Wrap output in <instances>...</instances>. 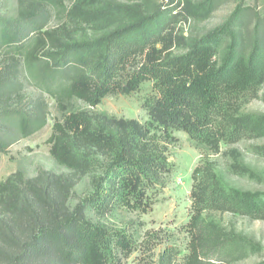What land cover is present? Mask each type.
Here are the masks:
<instances>
[{"label":"trees","instance_id":"1","mask_svg":"<svg viewBox=\"0 0 264 264\" xmlns=\"http://www.w3.org/2000/svg\"><path fill=\"white\" fill-rule=\"evenodd\" d=\"M156 1L75 0L67 10L64 0H18L14 10L0 13V161L48 123L44 92L64 109L74 98L96 107L148 79L158 93L145 104L144 123L91 110L56 120L51 153L71 172L41 169L28 177L18 170L0 182V264H121L133 251L131 238L92 222L87 207L149 210L151 189L170 172L174 129L216 152L222 142L264 136V115L242 111L264 83V16L248 18L251 8L238 6L222 25L188 38L185 53L174 54L158 47L168 37L173 8ZM216 1H199L189 11L205 19ZM51 7L66 21L47 28ZM26 77L42 93L29 95ZM214 171L206 160L192 174L187 264H211L204 261L212 246L205 212L264 218L263 195L227 188ZM89 173L93 192L71 207L74 186ZM173 257L166 254L160 264H173Z\"/></svg>","mask_w":264,"mask_h":264},{"label":"rangeland","instance_id":"2","mask_svg":"<svg viewBox=\"0 0 264 264\" xmlns=\"http://www.w3.org/2000/svg\"><path fill=\"white\" fill-rule=\"evenodd\" d=\"M128 1V0H121ZM199 1L209 5L210 0H157L162 8H173L167 39L158 47H169L174 54L185 53L188 38L199 37L222 25L238 6L251 8L248 18L264 16V0H217L209 17L198 19L189 8ZM75 0H64L70 9ZM18 0H0V13L17 7ZM248 20V19H247ZM250 20V19H249ZM66 21L65 16L51 7L47 28L57 27ZM247 22V21H246ZM91 31L89 25L83 29ZM71 30L75 28L71 22ZM1 61V58H0ZM25 90L29 95L42 93L34 82L24 78ZM49 104L48 123L34 134L23 138L2 154L0 182L11 173L21 170L26 176H34L41 169L58 173L71 170L60 164L51 153L49 138L56 120L65 121L68 114L77 110L107 113L118 118H136L142 123L150 116L145 104L153 102L158 95L153 80H145L130 93H113L105 96L93 107L86 101L74 98L61 108L57 99L44 92ZM244 113L264 115V83L257 97L242 106ZM168 143L170 172L164 185L150 191L152 206L146 212L115 204L111 209L100 212L93 206L87 207L88 218L111 230L126 232L133 242V251L122 259L121 264H160L163 256L173 254V264H187L194 240L189 223L192 212L193 171L202 161H210L215 177L223 186L241 192H252L264 198V136L242 139L237 143H221L219 151H213L196 141L184 130L174 129ZM93 173L80 178L72 190L69 204L74 207L93 192ZM204 227L211 238L207 258L211 264H264V218H253L232 211H208L204 214Z\"/></svg>","mask_w":264,"mask_h":264}]
</instances>
